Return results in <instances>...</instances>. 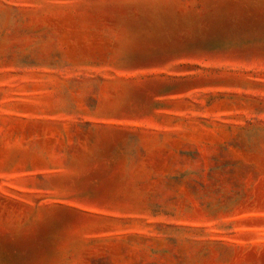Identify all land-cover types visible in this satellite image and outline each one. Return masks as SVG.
<instances>
[{"label": "rangeland", "instance_id": "374dc122", "mask_svg": "<svg viewBox=\"0 0 264 264\" xmlns=\"http://www.w3.org/2000/svg\"><path fill=\"white\" fill-rule=\"evenodd\" d=\"M0 264H264V0H0Z\"/></svg>", "mask_w": 264, "mask_h": 264}]
</instances>
